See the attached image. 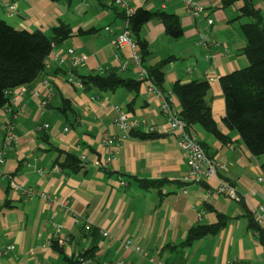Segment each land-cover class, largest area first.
Segmentation results:
<instances>
[{"label": "crops", "instance_id": "obj_1", "mask_svg": "<svg viewBox=\"0 0 264 264\" xmlns=\"http://www.w3.org/2000/svg\"><path fill=\"white\" fill-rule=\"evenodd\" d=\"M13 1L18 12L8 16L3 9L2 13L17 27L48 32L65 21L72 27V36L50 54L46 70L34 86L26 87L20 106L0 107V147L4 139L2 125L13 109L18 111L14 121L16 140L0 177V264H68L53 249L51 241L61 225L60 234L68 237L66 254L83 251L94 241L91 235L84 237L85 223L98 233L103 232V237L98 241L97 258L83 264H117L120 260L125 264H153L132 248L123 247L127 240L139 244L155 260H166L168 264H264V245L248 227L241 203L222 194L215 195L207 183L183 179L189 170L187 152L179 146L161 111V99L150 89L148 80L141 84L135 110L129 111L134 91L120 88L93 95L57 74L55 83L71 98L80 115L69 125L55 108L46 105L51 95L46 81L61 67L55 55L71 47L76 54L85 55L75 65L78 72L115 67L125 77H140V66L132 49L115 47L114 33L106 30L110 25L118 31L122 22L111 0ZM199 1L204 9L198 18L185 9L184 0H131V5L180 15L185 33L179 39H171L159 19L144 26L143 34L151 48L148 61L155 63L174 56L166 67L168 88L178 79L210 81L208 97L213 117L230 139L223 142L201 129L198 136L219 164L218 176L237 187L243 204L253 212L264 203V157L253 155L240 134L225 124L226 101L220 83L222 75L249 63L242 52L246 38L241 30V23L247 18L238 19L243 1L228 8L222 6V0ZM255 6L264 15V0H255ZM208 18L214 22L208 23ZM91 27L97 31L79 33L81 28ZM200 33L214 36L221 46L216 43L204 46L199 42ZM217 51V59L210 57ZM50 98L52 106L60 104L59 98L54 95ZM177 103L180 104L178 99ZM115 105L141 120L143 130L153 128L163 136L147 140L127 137L114 150L116 158L108 161L110 148L104 143L105 136L125 133L115 124L118 114ZM43 123L49 124L53 143L83 159L82 169L65 172L54 168L57 153L39 141L36 134ZM39 167L44 170L40 172ZM14 173L17 175L13 176ZM13 178L20 188L12 187ZM142 180H163V183L158 187L144 186ZM30 188L36 191L32 197L25 193ZM43 192L51 194V202L43 198ZM6 203L8 206L4 207ZM219 212L229 217L227 225L216 235H207L182 247L181 254L177 245L186 239L189 229L200 223H217ZM8 245L13 248L7 249Z\"/></svg>", "mask_w": 264, "mask_h": 264}, {"label": "trees", "instance_id": "obj_2", "mask_svg": "<svg viewBox=\"0 0 264 264\" xmlns=\"http://www.w3.org/2000/svg\"><path fill=\"white\" fill-rule=\"evenodd\" d=\"M238 1H243V4L239 7L240 14L238 19L247 18L246 21H242L241 30L246 38V45L243 47L242 52L247 56L249 63L220 77L226 101V115L223 120L232 131L240 134L242 141L253 155L264 157V15L261 9L255 6V0H222V6L228 8ZM111 2L122 22L125 19H129V26L139 44L141 64L146 68L147 76L144 78L125 77L120 69L115 67L84 73L78 72L74 65L66 66L61 64V67L56 70L51 78L47 79L52 88L50 97L54 95L59 98L60 104L52 106L53 101L49 97L46 99V105L55 108L69 125L74 124L80 115L71 98L65 96L59 85L55 83L54 77L57 74L78 89L93 95L98 92H115L120 88L134 91L135 97L128 103L129 111L135 110V101L139 96L141 84L145 80H150L155 88L161 91L166 98H170V94L174 93L180 101V115L185 121L188 130L192 129L198 136L201 129L223 142H228L229 136L223 133L213 117V108L208 97L211 91L210 81L208 79H194L183 82L178 79L168 88L166 85V67L174 56L166 57L155 63H149L148 61L151 48L148 38L143 34L144 26L153 19H159L165 25V33L171 39H179L185 33L180 15L165 9L153 10L140 6L136 8L132 15L128 16L125 9L114 1L111 0ZM2 9L0 0V107L10 106L13 108L12 105L15 104L12 102L13 91L23 86L31 88L35 85L46 70L47 59H49L53 50L71 38L72 27L62 21L59 25L53 26L48 32L19 28L3 17ZM95 31L97 29L94 27L81 28L79 33L82 35L93 34ZM70 75H74L75 80H80L82 87H78L75 82H69L68 77ZM17 105L20 106L21 101ZM17 113L18 111L13 109L9 118L15 121ZM132 115L135 116L134 114ZM139 121V126L128 130L129 138L147 140L163 136V134L158 133L154 129L143 130V123L141 120ZM49 127H45L44 123L41 124L36 134L39 141L45 142L50 149L57 153L53 163L54 167L58 165L65 172H75L82 169L84 161L79 155L68 152L51 141ZM198 140L205 152L212 158V153L208 150L206 143L199 136ZM262 166L264 168V162ZM14 175H17V173H14ZM162 183L163 180H142L144 186L158 187ZM239 202L248 218V227L257 233L261 243L264 245L263 225L256 219L254 212L243 204V198ZM6 206H8V203L4 207ZM206 207L207 209H212L210 205ZM228 219L229 217L219 212L217 223H200L191 227L186 239L177 245L180 247L178 251L181 253L183 248L192 245L197 239L207 235L218 234L227 225ZM83 235L84 237L91 235L94 240L93 244L83 251L72 253L70 256L66 254L65 244H61L58 238H53L51 245L54 250L64 256L68 264L91 262L97 258L98 241L103 237V232L99 231L98 233L97 229L85 223ZM140 254L143 255L142 253ZM146 259L149 260L147 257ZM164 262L168 264L166 260ZM234 264L248 263L238 262Z\"/></svg>", "mask_w": 264, "mask_h": 264}, {"label": "built area", "instance_id": "obj_3", "mask_svg": "<svg viewBox=\"0 0 264 264\" xmlns=\"http://www.w3.org/2000/svg\"><path fill=\"white\" fill-rule=\"evenodd\" d=\"M112 1L121 6L123 9H125L128 16L132 15L136 10V8L131 5V0ZM184 6L185 9L189 12V14L196 18L201 15L202 10L204 9L203 4L199 0H184ZM1 7L5 10V13L8 16H12L18 12L17 3L13 0H1ZM213 22V18H208V23L212 24ZM106 30H109L114 33L112 43L115 47L121 49L126 46H129L132 49L134 60L140 66L139 78L146 77L147 70L141 64L140 47L130 29L129 19H125V21L118 25V31H116L112 26H107ZM199 40L201 44L207 47L212 45L213 43H216L218 46H221V44L216 40L214 36L207 33H200ZM226 49L228 50L227 47ZM210 57L217 59L219 57L218 51L217 53L213 52ZM55 58L58 60L59 64L66 66H75L80 64L85 59V55L76 54L74 52V48L71 47L68 48L66 51L60 52L59 54H57V56L55 55ZM126 66L127 63H124L123 67L126 68ZM209 77V79H212L211 75ZM68 80L69 82H75L78 87H82V82L80 80H75L74 75H70L68 77ZM148 81L150 84V89L153 92L157 93V95L161 99V111L166 116L171 126L172 132L175 133V135L177 136L179 146L187 152L189 170L183 176V179L188 182L207 183L212 187V191L215 195L222 194L232 200L241 201L242 196L239 193L237 187L231 182L218 176L219 164L205 152L195 132L192 129H187L186 123L180 115L181 105L177 103V97L174 95V93L170 94V98H166L161 91L155 88V86L150 80ZM46 83L48 85V90L51 92V86L47 81ZM25 89L26 88L23 86L13 91V103H20L21 96ZM115 108L118 111V114L114 120L115 124L121 129L125 130V133L122 136H117V134L114 133L105 136L104 143L110 148V156L107 159L108 161H111L116 158L114 150H117V147L120 145L121 141L128 137V130L132 127H137L140 125V121L135 116L124 110L122 106L115 105ZM44 126L49 127V124H44ZM3 129L5 132V136L3 146L0 148V177L3 176L2 166L6 161V155L8 154V151L13 147L16 140L15 123L12 119L7 118L5 120L3 124ZM54 168L60 169L58 165H56ZM38 170L42 172L44 168L39 167ZM260 179H262V177H260ZM11 185L15 189L20 188V184L17 183L14 178L12 179ZM183 191L186 192L185 189ZM25 193L27 196L32 197L36 194V191L35 189L30 188L29 190L25 191ZM42 196L47 202L52 201V196L49 192H43ZM61 202L67 203V200H62ZM253 212L255 214L256 219L264 226V203L257 205V207L254 208ZM57 230L58 233L54 238H58L61 244H66L68 241V237L60 234L61 225L58 226ZM104 234L107 235V232H105ZM122 245L125 248H132L133 250L142 253L154 264H166L162 260H155L153 257L149 256L148 252H146L139 244L134 243L131 240L123 242ZM11 248H13V245H8L7 249ZM117 264L125 263L120 260L117 262Z\"/></svg>", "mask_w": 264, "mask_h": 264}, {"label": "rangeland", "instance_id": "obj_4", "mask_svg": "<svg viewBox=\"0 0 264 264\" xmlns=\"http://www.w3.org/2000/svg\"><path fill=\"white\" fill-rule=\"evenodd\" d=\"M3 11V9H2ZM4 13V12H3ZM2 13L3 17L6 19V20H9L8 18L5 17V15ZM244 19V18H243ZM240 26V24H238ZM147 252V251H146ZM149 254V253H148Z\"/></svg>", "mask_w": 264, "mask_h": 264}]
</instances>
